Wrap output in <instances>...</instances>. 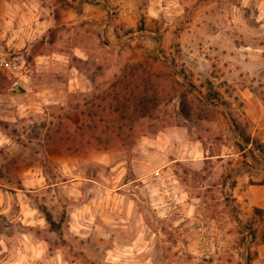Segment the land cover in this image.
Masks as SVG:
<instances>
[{"label": "clouds", "instance_id": "1", "mask_svg": "<svg viewBox=\"0 0 264 264\" xmlns=\"http://www.w3.org/2000/svg\"><path fill=\"white\" fill-rule=\"evenodd\" d=\"M0 264H264V0H0Z\"/></svg>", "mask_w": 264, "mask_h": 264}]
</instances>
